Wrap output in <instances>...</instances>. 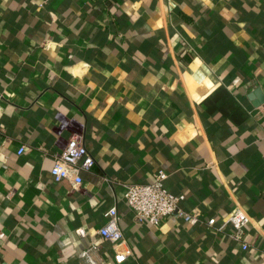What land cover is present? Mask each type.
I'll list each match as a JSON object with an SVG mask.
<instances>
[{
	"label": "crops",
	"instance_id": "crops-1",
	"mask_svg": "<svg viewBox=\"0 0 264 264\" xmlns=\"http://www.w3.org/2000/svg\"><path fill=\"white\" fill-rule=\"evenodd\" d=\"M72 135L94 159L79 186L51 174ZM160 170L185 211L248 213L249 249L176 215L137 224L126 187ZM112 206L123 263L98 234ZM92 246L264 264V0H0V264H89Z\"/></svg>",
	"mask_w": 264,
	"mask_h": 264
},
{
	"label": "built area",
	"instance_id": "built-area-1",
	"mask_svg": "<svg viewBox=\"0 0 264 264\" xmlns=\"http://www.w3.org/2000/svg\"><path fill=\"white\" fill-rule=\"evenodd\" d=\"M25 148L20 147L18 154H22ZM94 166V159L84 146L78 135H72L65 149L54 159L51 174L56 180H68L73 185L82 184V171H89ZM168 175L160 170L154 174L150 183H133L126 187L125 201L133 211L137 224L159 225L168 216L176 215L191 225L204 223L207 229L216 234H227L229 239L239 245L242 250H248L249 246L244 237L250 225L251 219L248 213L241 208H235L221 221L215 217L204 219L202 212L195 208L185 211L181 207L183 195L173 194L166 186ZM105 224L98 230L102 239L111 243L115 249L114 259L117 263H123L131 255V251L125 245L124 234L120 228V215L116 206H112L104 212ZM78 234L85 235L83 229ZM96 246L80 253V257L86 259L89 264L97 263L91 256Z\"/></svg>",
	"mask_w": 264,
	"mask_h": 264
}]
</instances>
